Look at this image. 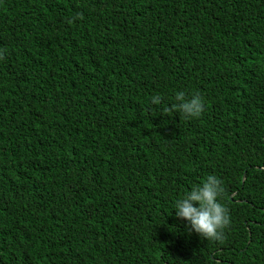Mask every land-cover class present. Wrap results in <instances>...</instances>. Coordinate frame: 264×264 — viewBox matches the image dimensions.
Instances as JSON below:
<instances>
[{
    "label": "trees",
    "instance_id": "16d2710c",
    "mask_svg": "<svg viewBox=\"0 0 264 264\" xmlns=\"http://www.w3.org/2000/svg\"><path fill=\"white\" fill-rule=\"evenodd\" d=\"M0 49V264H264V0H0Z\"/></svg>",
    "mask_w": 264,
    "mask_h": 264
},
{
    "label": "clouds",
    "instance_id": "9594fccd",
    "mask_svg": "<svg viewBox=\"0 0 264 264\" xmlns=\"http://www.w3.org/2000/svg\"><path fill=\"white\" fill-rule=\"evenodd\" d=\"M7 49H0V59ZM161 97L151 98L153 105L161 103ZM175 103L163 109L165 114L179 112L185 119L198 118L204 109V101L199 94L186 96L183 91L175 95ZM223 192L222 181L215 175H208L174 204L175 215L187 221L189 232L212 242H223L225 229L230 224L228 209L220 202Z\"/></svg>",
    "mask_w": 264,
    "mask_h": 264
}]
</instances>
